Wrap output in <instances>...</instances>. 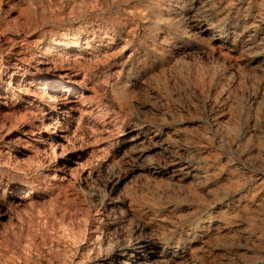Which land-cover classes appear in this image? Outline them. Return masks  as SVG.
Instances as JSON below:
<instances>
[{
  "label": "clouds",
  "instance_id": "obj_1",
  "mask_svg": "<svg viewBox=\"0 0 264 264\" xmlns=\"http://www.w3.org/2000/svg\"><path fill=\"white\" fill-rule=\"evenodd\" d=\"M0 264H264V0H0Z\"/></svg>",
  "mask_w": 264,
  "mask_h": 264
}]
</instances>
